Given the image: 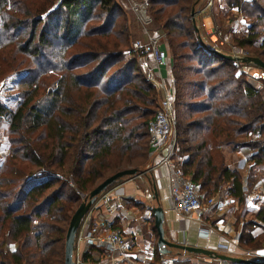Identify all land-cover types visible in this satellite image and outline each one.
Here are the masks:
<instances>
[{
	"label": "trees",
	"instance_id": "trees-1",
	"mask_svg": "<svg viewBox=\"0 0 264 264\" xmlns=\"http://www.w3.org/2000/svg\"><path fill=\"white\" fill-rule=\"evenodd\" d=\"M200 1L148 0L173 53L178 166L204 197L225 188L244 206L264 166V91L235 61L208 49L191 20ZM227 5L252 24L235 37L237 46L264 61V0ZM134 40L116 0H0V83L19 75L20 96L15 109L0 100V126L9 134L0 158V264H65L78 206L109 176L142 172L149 162L148 122L159 91L140 67ZM222 146L249 150L246 184L225 163ZM255 218L239 232L244 248L257 242L252 230L264 222V202ZM151 225L158 237L154 219ZM156 246L150 264H166L158 239ZM172 264L191 259L177 250Z\"/></svg>",
	"mask_w": 264,
	"mask_h": 264
},
{
	"label": "crops",
	"instance_id": "crops-1",
	"mask_svg": "<svg viewBox=\"0 0 264 264\" xmlns=\"http://www.w3.org/2000/svg\"><path fill=\"white\" fill-rule=\"evenodd\" d=\"M224 11V10H223ZM207 23L216 22V16L206 18ZM167 70H165L166 74ZM225 163L232 168H237L243 175L244 184L247 182L249 169L253 165L248 160L249 150L242 149L233 152L229 146H222L220 149ZM259 183L264 182V166L257 167ZM144 173L123 177V179L107 193L114 207L113 212L108 211L105 204L99 205L110 221V225L120 228L126 238L130 241V246L126 251H115L112 255L113 264H149L154 253V230L152 228L153 215L151 207L157 206V198L165 214V235L170 241L185 243L191 246H199L215 250L220 253L234 255L242 253L237 233L240 232L242 224L255 219L254 204L246 200L244 206L238 200L226 193V189L213 196L215 205H208L203 198L202 207L189 216L178 214L170 199V187L172 174L169 166L160 163L159 154L150 153V159L144 168ZM258 183V184H259ZM258 184L256 185L258 187ZM211 198V197H209ZM222 205L219 210L217 206ZM239 225L236 226V222ZM264 223L259 222L252 234L261 235ZM205 229L208 233L200 232ZM226 245L227 249L219 246ZM17 244H12L11 249H15ZM87 248L82 246V250ZM101 250V251H100ZM171 250L182 252L184 256L199 264H208L217 259L209 258L205 255H195L180 249ZM105 252V251H104ZM101 248L93 251L94 258L105 256ZM107 255V254H106ZM258 255L264 256V249L258 251ZM220 263V262H219Z\"/></svg>",
	"mask_w": 264,
	"mask_h": 264
},
{
	"label": "built area",
	"instance_id": "built-area-1",
	"mask_svg": "<svg viewBox=\"0 0 264 264\" xmlns=\"http://www.w3.org/2000/svg\"><path fill=\"white\" fill-rule=\"evenodd\" d=\"M215 1L216 0H208L206 9L211 8ZM132 10L139 22L142 23L146 33L143 39L138 38L134 41L133 48L136 52L141 55H146L152 60L154 63L152 72L155 73V77L159 79H153L154 83L158 85V87L163 88H161L163 90V96L159 102V107L155 115L148 122L150 153L159 154L160 163L167 164L172 172L170 176V199L174 210L180 215L189 216L202 207L203 198L195 183L189 177L184 176L178 166L177 117L174 102V78L171 70L172 58L169 55L167 47L161 43L160 36L156 32H149L147 28L152 22V16L148 12L147 5L141 3L140 6L132 7ZM194 18L196 19L195 16ZM191 20H193L192 16ZM235 60L241 63L240 57L235 56ZM164 67L165 70H167L166 74H163ZM166 79L172 81L173 86L167 87L165 85ZM258 88L261 90L263 87L258 86ZM3 158L4 157H1V160H3ZM142 173H144V171L135 176ZM107 192L103 193L95 200L82 220L75 242V264H113L111 254L115 251H126L130 246V241L126 238L123 231L118 227L111 226L108 216L99 207V205L105 204L108 211L113 212L114 204H112L111 199H109V193ZM247 199L256 206L261 203L263 196L262 194L254 193L249 194ZM206 203L208 205H215V198H208ZM217 207L219 210L223 209L222 205H218ZM203 231L204 233H208L205 229L200 230V232ZM82 246L87 248L86 251L90 247H95L96 249L101 248L107 255L105 254V256L96 259L92 252V259L95 260H85L83 254L86 251L82 250ZM219 247L222 249L228 248L226 245H220Z\"/></svg>",
	"mask_w": 264,
	"mask_h": 264
},
{
	"label": "rangeland",
	"instance_id": "rangeland-1",
	"mask_svg": "<svg viewBox=\"0 0 264 264\" xmlns=\"http://www.w3.org/2000/svg\"><path fill=\"white\" fill-rule=\"evenodd\" d=\"M117 3L123 8V10L126 12V14L129 17V20L131 22V27L133 29L134 39L141 38L143 39L145 37V31L142 23L139 22L137 19V16L132 10V7L140 6L141 3H145L147 5V8L149 7L148 0H116ZM208 0H201L199 4H197L195 17H196V25L199 29V36L203 39L204 43L210 47L217 49L225 54H228L232 57H253L249 55L251 52L250 49H243L237 46L236 42L234 41L235 37H239L247 33L249 27L252 25L247 17H245L242 13H239L237 8H230L227 5V0H216L214 5L211 8L206 9V4ZM224 10V11H223ZM192 16V15H191ZM213 16H216V22L211 21V23H207L206 18H213ZM152 18V17H151ZM149 32L154 33L156 32L160 36L161 43L167 47L169 55L172 57V49L168 47V40L165 33L159 31L157 29V26L152 22L147 26ZM134 40V41H135ZM138 60L140 67L145 74V76L150 79L153 83L156 77L155 73L152 72L153 68V62L152 60L147 57L146 55H141L138 53ZM235 61V64H237L241 69H243L244 73L246 74V77L249 81H251L253 84H256L257 86H262L263 88L261 91H264V70L254 64H247V63H239L236 62L237 60L232 59ZM163 74H165V67L163 68ZM18 78L19 75H14L6 78L4 81L0 83V100L7 105L11 109H15L20 101L19 96V88H18ZM159 80L158 78H156ZM155 79V80H156ZM155 84V83H154ZM165 85L167 87L173 86L172 81L165 80ZM157 89L159 91V98L158 102H160L162 96H163V88L158 87ZM162 88V89H161ZM258 90H260L258 88ZM8 131L5 125L0 126V158L5 157L8 150ZM257 176L259 175L258 170H256ZM259 183V181H258ZM262 194L263 200L261 203L264 202V182L261 184H258V187L255 186L254 189L250 191V194ZM260 203V204H261ZM260 204H257L254 208V211L259 207ZM256 219V218H255ZM254 219V220H255ZM264 223V222H262ZM258 226V223L256 226H254L253 230L256 229ZM263 232L261 235H255L257 238V242L252 244L250 247H242V253L234 254L233 256L251 259L253 257L262 258L264 259V256L258 255V251L260 249H264V227ZM252 230V231H253ZM239 235V233H237ZM157 234L154 232V251L156 249L157 245ZM175 258V251L173 253H166V256L164 257V261L166 264H172V261ZM220 261L213 260L211 264H220ZM150 264V261H149ZM191 264H196L195 261L191 260ZM199 264H202L201 261Z\"/></svg>",
	"mask_w": 264,
	"mask_h": 264
},
{
	"label": "water",
	"instance_id": "water-1",
	"mask_svg": "<svg viewBox=\"0 0 264 264\" xmlns=\"http://www.w3.org/2000/svg\"><path fill=\"white\" fill-rule=\"evenodd\" d=\"M195 13L193 12L192 17H193V24L195 27V30L199 32V29L196 25L195 18H194ZM208 47V46H207ZM211 51L222 55L228 59H235L234 57L225 54L217 49L210 48L208 47ZM240 61L243 63L247 64H254L259 67H261L264 70V61L261 60L260 58L257 57H245V58H240ZM140 172L137 171V169L133 168H128L125 170H121L116 172L115 174L109 176L106 178L103 182H101L97 187H95L89 196H87L83 202L78 206L76 211L74 212L69 227L66 235V243H65V264H75L74 260V251H75V242H76V236L78 229L81 226L82 220L91 208L92 204L95 202L97 199L98 195L103 193L107 188L112 185L115 181L118 179H121L126 176H132L136 175ZM157 206L151 207V212L154 217V222H155V227L157 229L158 233V248L161 251V253H168L171 248H176L180 249L182 251L188 252L190 254H195V255H205L209 258L212 259H217L220 261H233V262H238V263H256V261L252 259H246V258H241L237 256H232L229 254L225 253H220L215 250H210L208 248L204 247H199V246H191L185 243H179L175 241H170L166 238L165 235V228H164V223H165V214L164 210L162 208V205L159 202V199L157 198ZM248 201V199H247Z\"/></svg>",
	"mask_w": 264,
	"mask_h": 264
}]
</instances>
